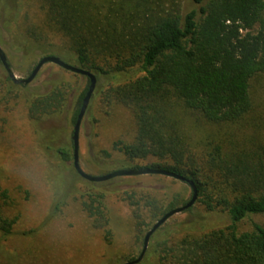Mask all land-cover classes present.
<instances>
[{
  "label": "trees",
  "instance_id": "trees-1",
  "mask_svg": "<svg viewBox=\"0 0 264 264\" xmlns=\"http://www.w3.org/2000/svg\"><path fill=\"white\" fill-rule=\"evenodd\" d=\"M25 1L36 10L24 16L25 35L43 53L94 74L97 82L109 78L113 83L101 91L104 105L132 114V141H116L111 150L131 163L158 161L133 169L166 170L192 181L197 199L185 212L194 219L199 216L193 213L195 205L227 217L223 228L200 232L198 221L197 228L195 223L159 228L139 264H146L149 256L155 259L152 264H264V224L238 231L247 218L264 215V144L226 145L196 128L198 119L206 124L234 122L250 112V81L264 74V0H189L191 7L186 0ZM134 70L135 77L118 82ZM3 83L7 96L17 98L19 90L27 91L22 97L32 122L66 106V82L37 94L28 92L30 84L14 85L8 76ZM88 86L87 79L73 124ZM56 152L64 163L73 159L64 147ZM103 155L110 157L108 151ZM63 187V194L75 191L72 184ZM119 197L132 210L135 244L141 246L152 222L188 202L176 194L166 203L138 189L122 191ZM104 199L103 194L81 196L80 205L91 226L110 243ZM11 205L9 192L0 186L2 238L11 235L18 221L6 214Z\"/></svg>",
  "mask_w": 264,
  "mask_h": 264
},
{
  "label": "rangeland",
  "instance_id": "rangeland-1",
  "mask_svg": "<svg viewBox=\"0 0 264 264\" xmlns=\"http://www.w3.org/2000/svg\"><path fill=\"white\" fill-rule=\"evenodd\" d=\"M185 5L191 7L189 0ZM32 6L25 0H0V47L15 76L20 79L27 78L37 62L50 55L43 53L24 33V16H31L36 11ZM54 42L59 44L57 39ZM136 74L137 70L131 71L118 82ZM6 77L0 63V186L12 199L6 214L17 216L18 221L11 235L6 238L0 235V264H123L126 258H136L142 246L135 244L132 210L121 200L119 193L138 189L167 203L176 194H182L189 201L191 188L176 179L156 175L121 177L101 183H91L81 177L76 180L72 173L75 172L73 159L64 163L56 150L64 147L73 155L72 117L78 97L87 86V78L54 64L44 65L30 83L28 92L46 93L56 84L66 82L69 93L63 111L32 122L27 117L22 97L27 91L18 89L20 96L17 98L7 96L3 83ZM111 83L109 78L98 80L80 127L79 164L92 176L158 162L148 158L131 163L111 150L114 142H130L135 134V122L129 110L121 106L107 108L103 103L101 91ZM250 96L252 108L241 119L218 124H206L198 119V132L211 141L226 145L264 144V74L250 81ZM103 151H108L110 157L106 158ZM66 183L72 184L75 191L63 194ZM96 194L105 197L112 231L110 243L104 240L102 231L91 226L80 205L81 196ZM58 202H63V206L54 213ZM193 213L199 215L198 220L183 212L170 218L162 227L198 221L200 232L228 224L223 213L207 214L196 205ZM155 222L146 228V232ZM253 223L264 224V215L251 216L241 222L239 233L251 231ZM193 227L197 228V224ZM153 262L155 259L149 256L146 264Z\"/></svg>",
  "mask_w": 264,
  "mask_h": 264
},
{
  "label": "water",
  "instance_id": "water-1",
  "mask_svg": "<svg viewBox=\"0 0 264 264\" xmlns=\"http://www.w3.org/2000/svg\"><path fill=\"white\" fill-rule=\"evenodd\" d=\"M0 63L2 64L5 72L7 73L8 78L13 82L14 85H24V86L29 85L36 78V76L38 75V73L40 72L42 67L46 64H54V65L58 66L59 68H62L65 71L86 77L88 79V81H89L88 90H87L86 95L82 101V105H81L80 111L78 113V116L76 118V121H75V124L73 127L72 137H71L72 144H73V167H74L76 173L82 179H84L88 182H91V183H101V182H107V181H110L112 179L121 178V177H137V176H144V175H156V176L170 177V178L176 179V180L181 181V182H186L189 185V187L191 188V191H192V197L187 202V204H185L183 206H179L173 210H170L169 212L165 213L161 218H159L155 222V224L146 232L144 239H143V242H142V249H141V252L139 253V255L135 259L128 261V262H125L123 264H139V263H141L145 257L147 250H148L150 240H151L152 236L155 234V232L159 228H161L170 218H172L173 216H175L177 214L185 212L187 209L191 208L195 204L196 199H197V189H196L195 184L190 180H187V179H185L179 175L168 172L166 170L151 169V168L118 170V171H114L112 173H109V174L103 175V176H92V175L86 174L81 169L80 164H79V155H78V153H79V132H80L81 123H82V120H83L84 115L86 113V110H87L88 104L90 102L91 96H92V94L96 88L97 79H96L95 75L88 72V71L80 69V68L74 66L73 64L67 63V62L61 60L59 57L45 56V57H42L37 62V64L32 69V71L30 72V74L28 75L27 78L20 79V78H17L15 76L14 72L12 71L11 65H10L5 53L1 49V47H0Z\"/></svg>",
  "mask_w": 264,
  "mask_h": 264
}]
</instances>
